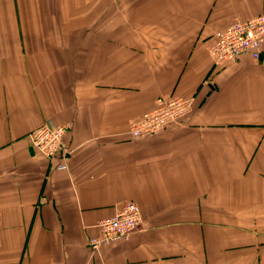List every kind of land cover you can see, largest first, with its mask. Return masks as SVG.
Wrapping results in <instances>:
<instances>
[{
  "label": "crops",
  "instance_id": "1",
  "mask_svg": "<svg viewBox=\"0 0 264 264\" xmlns=\"http://www.w3.org/2000/svg\"><path fill=\"white\" fill-rule=\"evenodd\" d=\"M264 0H0V264H264V56L208 47ZM264 55V47H263ZM184 121L133 140L160 99ZM66 126L48 160L28 135ZM143 230L97 253L126 203Z\"/></svg>",
  "mask_w": 264,
  "mask_h": 264
},
{
  "label": "built area",
  "instance_id": "2",
  "mask_svg": "<svg viewBox=\"0 0 264 264\" xmlns=\"http://www.w3.org/2000/svg\"><path fill=\"white\" fill-rule=\"evenodd\" d=\"M264 47V13L241 21L238 19L225 29L214 35L208 47L210 61L215 66H223L249 55L259 62ZM155 109L144 114L140 120L130 127V137L133 140L142 139L159 133L167 127L184 121L190 110V101L185 99H160ZM68 131L66 126H56L47 121L28 135L34 150L48 160L61 158L57 170H65V160L68 155L63 139ZM98 235L88 240V249L93 253L101 247L109 246L126 240L130 235L143 230V222L139 208L132 202L126 203L114 217L103 219L96 224Z\"/></svg>",
  "mask_w": 264,
  "mask_h": 264
}]
</instances>
